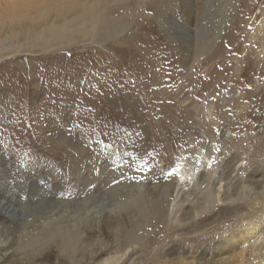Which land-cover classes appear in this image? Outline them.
<instances>
[{
	"label": "rangeland",
	"instance_id": "rangeland-1",
	"mask_svg": "<svg viewBox=\"0 0 264 264\" xmlns=\"http://www.w3.org/2000/svg\"><path fill=\"white\" fill-rule=\"evenodd\" d=\"M32 1L0 0V200L99 217L67 261L34 263L264 264V0ZM83 13L61 43L36 39ZM230 167L239 195L200 204Z\"/></svg>",
	"mask_w": 264,
	"mask_h": 264
},
{
	"label": "bare ground",
	"instance_id": "bare-ground-1",
	"mask_svg": "<svg viewBox=\"0 0 264 264\" xmlns=\"http://www.w3.org/2000/svg\"><path fill=\"white\" fill-rule=\"evenodd\" d=\"M34 1L37 2L33 5ZM34 1H32L28 5L29 11L30 10L34 11L36 10V8L40 6H47L55 2L64 3L71 0H34ZM13 4L14 6H16L15 3ZM5 9L7 12L15 11V8L14 7L10 8V5L8 4L5 6L4 10ZM87 19L88 21H91L93 18L88 17L84 13L69 17L65 16L64 18L60 17L56 23H49L47 25H44L42 27V32L37 33L38 35L36 36V39H41V41H43L41 42L43 45L47 44L51 40L52 42L61 43V41L69 38V36H71L72 33H75L74 32L75 30L79 29L78 26H73L75 22L77 21L85 22ZM201 31L203 30L201 29ZM205 32L207 33V30L206 31L204 30L202 32L204 34L203 36H205L206 34ZM218 35L219 34L216 33L215 38ZM215 38H213V43L211 45H205L204 49L205 48L207 49V47H212L215 42ZM230 168L231 169H229L228 172L225 173L223 177L225 181L223 184L225 188L223 190L224 194L220 196L219 194L220 187H217L218 183L215 186H213V188H210L209 185L207 184V186L201 190V194H199L200 196L198 200L200 204L209 205L213 203L216 204L225 203L227 201H230V197H235V196L237 197L239 195L238 193L241 192L240 190L241 186L236 182V175H232V173L235 172L234 168L232 167ZM253 178H255V176ZM237 181L239 182L238 178ZM261 181L263 182V180ZM174 188H176L175 194L177 195L179 193L186 192L187 190L184 187H181L180 183L177 184L176 187ZM9 202H4L3 200H0V211H1L0 216L2 220H4L5 222L6 221L5 216L7 215L11 217L13 220H15V223L22 222V224L20 225L21 231L23 232V230L30 229V235L27 241H25V243H23V245L21 246H19L17 243L14 245L12 241L6 240L0 235V264H4V262L6 261L8 262V264L9 263L35 264L34 262H36V259L38 258L42 259L43 257L46 258L49 255H53L55 259H59V260L61 259L63 261H67L66 252L67 250H69L70 246L72 245V240L74 239L72 235L79 232L80 227L83 225L85 219L89 218L91 220L94 218V216L98 217V214L94 213L91 210H84L82 206L78 207L77 209H74L73 211H69V210L61 211L58 209V207L56 208L53 204L47 207H43L42 204L39 203L37 204V200H36L37 205L32 206L31 210H29L30 211L29 213H27L26 210L25 213H23L24 209L31 207V204L29 203L30 201L25 206H23L22 203H21L22 206H20L19 204H14L13 206V204L11 205V203L9 204ZM138 213L140 214V216L143 215L144 209H138ZM104 217H109V213L107 212V215ZM55 239H58L57 244H54ZM257 241L255 239L254 243H256ZM130 247L131 244L126 245V249ZM100 251H102V248L98 247L93 253L98 254L100 253ZM239 256L242 257V254L240 253ZM131 261H129L128 264H131ZM118 263H119V259L112 257L110 259L108 258L104 260L99 264H118Z\"/></svg>",
	"mask_w": 264,
	"mask_h": 264
}]
</instances>
